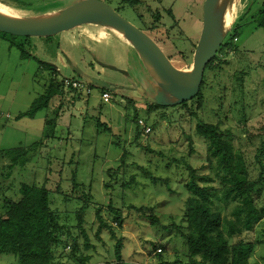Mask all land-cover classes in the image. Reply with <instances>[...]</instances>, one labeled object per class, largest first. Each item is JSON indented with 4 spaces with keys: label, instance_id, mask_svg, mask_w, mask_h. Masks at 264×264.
Wrapping results in <instances>:
<instances>
[{
    "label": "rangeland",
    "instance_id": "obj_1",
    "mask_svg": "<svg viewBox=\"0 0 264 264\" xmlns=\"http://www.w3.org/2000/svg\"><path fill=\"white\" fill-rule=\"evenodd\" d=\"M22 1L29 6L0 0V14L32 18L78 0ZM100 1L145 33L172 69L189 74L203 0H138L132 6ZM263 8L264 0H233L225 11V29L235 22L237 36L218 56L217 68L204 69L200 107L192 99L185 107L153 104L157 88L134 49L101 26L80 25L48 37L0 32V206L4 198L15 199L22 184H45L49 207L64 231L54 255L57 264H79L71 258V239L75 256L90 257L86 264L113 262L118 243L124 264H187L179 230L186 227L191 197L186 184L193 170L198 186L215 191L211 210L220 214L226 235L236 203L222 200L227 174L218 157L207 152L208 140L196 127L200 122L215 125L231 143L232 160L240 156L248 176L257 177L258 163L264 164L262 138L249 141L244 134L247 128L255 132L264 126V32L256 22ZM91 76L114 91L93 85L85 95L63 85V95L47 108L31 118L23 116L50 81ZM101 90L111 93L110 100L102 101ZM22 150L26 152L16 165L8 167ZM149 215L157 226L150 224ZM227 239L254 241L249 263L264 264V217L240 238ZM0 264L18 262L0 254Z\"/></svg>",
    "mask_w": 264,
    "mask_h": 264
},
{
    "label": "trees",
    "instance_id": "obj_2",
    "mask_svg": "<svg viewBox=\"0 0 264 264\" xmlns=\"http://www.w3.org/2000/svg\"><path fill=\"white\" fill-rule=\"evenodd\" d=\"M13 1L24 8L29 6L22 0ZM136 3L138 0L120 1L123 6H132ZM256 22L264 32V8ZM236 30L235 22H233L215 56L206 65V70L217 68L218 63L215 62H218L220 54L224 55L225 50L231 48L232 40L237 36ZM20 50L22 51V46H20ZM47 67V70L56 74L54 67L49 65ZM63 79L60 83L50 81L43 93L32 102L30 109L23 113V116L33 117L36 112L47 108L53 98L63 95ZM75 79L79 78H72V80ZM203 80L204 75L197 95L190 101V103L199 101L197 107L201 106ZM90 87H92L91 84ZM68 88L73 90L70 86ZM103 92L108 91L101 90L100 93ZM186 104L183 102L179 106L185 107ZM196 128L197 134L208 140L207 152L218 157V165L227 174L225 184L221 189L222 200L225 204L236 203V205L232 212V219L226 223L227 232L225 235L222 231L220 214L211 210L213 199L216 198L215 191L198 186L195 182L196 172L190 170V178L186 184L187 190L191 193V197L187 200L186 227L182 231L179 230L188 250L187 264H250L249 256L255 245L254 241L239 239L234 243H229L227 237L240 238L243 233L250 232L253 225L264 217V164L258 163L259 173L255 179H251L241 157L238 156L236 160H232L231 143L219 133L215 125L200 122ZM244 138L249 141L262 138L259 145V152H261L260 150L264 148V126H260L255 132L249 128L245 129ZM40 144L41 141L33 143L29 149L35 150ZM25 152L22 150L14 155L8 167L15 166L20 159L18 156ZM48 195L49 191L45 188V184L39 187L22 184L15 199L4 198L2 200L0 206V254L15 256L18 264H57L54 262V255L56 249L62 244L61 237L64 231L57 213L49 207ZM82 210L83 208L79 209V211ZM148 212L150 213V210ZM148 219L151 225H158V221L153 215H149ZM116 220L121 227L122 219L119 214ZM77 225L81 226L80 219ZM80 231L85 238L83 230ZM71 241L73 242L70 251L71 258L79 264H86L90 257L75 256L76 244L74 239ZM84 245L85 248H88L86 239ZM121 247L120 243L116 245L115 260L107 264H124L121 259ZM153 248L156 250L155 245ZM158 249L160 250L158 253H160L162 248Z\"/></svg>",
    "mask_w": 264,
    "mask_h": 264
},
{
    "label": "water",
    "instance_id": "obj_3",
    "mask_svg": "<svg viewBox=\"0 0 264 264\" xmlns=\"http://www.w3.org/2000/svg\"><path fill=\"white\" fill-rule=\"evenodd\" d=\"M217 1L203 0L201 31L187 77L172 69L157 45L145 33L100 0H78L51 14L26 19H14L0 14V32L20 37H48L85 24L116 32L134 49L146 73L154 82L157 95L155 101L152 99L151 102L157 106L168 107L189 101L197 95L203 71L228 32L227 29L222 35L218 34L219 19L215 12ZM72 71L77 75L82 74L75 67H72ZM86 80L91 85L114 91L108 83L97 78L89 77Z\"/></svg>",
    "mask_w": 264,
    "mask_h": 264
},
{
    "label": "bare ground",
    "instance_id": "obj_4",
    "mask_svg": "<svg viewBox=\"0 0 264 264\" xmlns=\"http://www.w3.org/2000/svg\"><path fill=\"white\" fill-rule=\"evenodd\" d=\"M232 1L233 0H218L216 3L215 12L218 15V19H219V22H218V32H219L218 34L219 35H222L226 31V30H224V27L227 26V24H226L227 18L223 15H224L225 11L228 8H230ZM1 15H3V14H1Z\"/></svg>",
    "mask_w": 264,
    "mask_h": 264
},
{
    "label": "built area",
    "instance_id": "obj_5",
    "mask_svg": "<svg viewBox=\"0 0 264 264\" xmlns=\"http://www.w3.org/2000/svg\"><path fill=\"white\" fill-rule=\"evenodd\" d=\"M63 85L65 87H72L73 90H80L82 91L85 95L90 93V89L84 84V82L80 80H72V79H64L63 80ZM111 94L109 92H103L101 93L100 98L102 101L107 102L110 100ZM158 252L160 251L159 249L157 250Z\"/></svg>",
    "mask_w": 264,
    "mask_h": 264
},
{
    "label": "clouds",
    "instance_id": "obj_6",
    "mask_svg": "<svg viewBox=\"0 0 264 264\" xmlns=\"http://www.w3.org/2000/svg\"><path fill=\"white\" fill-rule=\"evenodd\" d=\"M92 77V76H91ZM94 78H96V77H94ZM97 79H99V78H97ZM75 80H80V81H82V82H84V84L90 89L91 87H90V83H88V81L86 80V79H83V78H79V79H75ZM91 86H93V85H91ZM109 92V91H108ZM110 93V92H109ZM90 94V93H89ZM111 94V93H110ZM88 95V94H87Z\"/></svg>",
    "mask_w": 264,
    "mask_h": 264
},
{
    "label": "crops",
    "instance_id": "obj_7",
    "mask_svg": "<svg viewBox=\"0 0 264 264\" xmlns=\"http://www.w3.org/2000/svg\"><path fill=\"white\" fill-rule=\"evenodd\" d=\"M225 28H226V27H224V30H226V29H227V28H226V29H225ZM114 34H115V33H114ZM115 36H116V35H115ZM117 36H118V35H117ZM117 36H116V37H117ZM117 38H118V37H117ZM119 38H121V37L119 36ZM121 39H122V38H121Z\"/></svg>",
    "mask_w": 264,
    "mask_h": 264
}]
</instances>
